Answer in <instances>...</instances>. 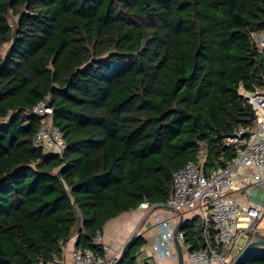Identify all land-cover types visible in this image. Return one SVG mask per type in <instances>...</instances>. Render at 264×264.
I'll list each match as a JSON object with an SVG mask.
<instances>
[{
  "label": "trees",
  "instance_id": "16d2710c",
  "mask_svg": "<svg viewBox=\"0 0 264 264\" xmlns=\"http://www.w3.org/2000/svg\"><path fill=\"white\" fill-rule=\"evenodd\" d=\"M259 32L264 0H0V264H50L74 238L103 254L110 220L166 204L189 162L234 157L226 137L253 127L239 89H264ZM47 96L63 154L36 145ZM182 232L205 247L200 216ZM146 243L115 264H156Z\"/></svg>",
  "mask_w": 264,
  "mask_h": 264
},
{
  "label": "built area",
  "instance_id": "2783aa9c",
  "mask_svg": "<svg viewBox=\"0 0 264 264\" xmlns=\"http://www.w3.org/2000/svg\"><path fill=\"white\" fill-rule=\"evenodd\" d=\"M257 47L264 50V32L254 33ZM240 95L248 100L255 119L253 127L241 128L225 139L232 146L235 156L224 160L220 167L204 171V162H189L173 176V192L164 205L144 201L138 209L146 214L159 208H168L184 217V212L198 211L204 220L205 247L192 249L185 243L184 233L177 238L184 248L185 259L190 264H232L234 248L243 232L261 231L258 224L264 219V89L247 91L242 86ZM40 118L36 134V145L46 153L63 154L66 143L62 131L54 124L52 98L47 96L32 110ZM159 236L154 250L170 255L168 243L174 241L175 225L168 219L156 217ZM183 223V224H184ZM178 224V222H177ZM211 229L215 233V244L211 242ZM95 242L104 248L99 254L92 249H74L73 264H115L121 250H110L98 233ZM177 257V255H176ZM50 264H69L64 259H55Z\"/></svg>",
  "mask_w": 264,
  "mask_h": 264
},
{
  "label": "crops",
  "instance_id": "0c3cea01",
  "mask_svg": "<svg viewBox=\"0 0 264 264\" xmlns=\"http://www.w3.org/2000/svg\"><path fill=\"white\" fill-rule=\"evenodd\" d=\"M168 219L175 226L180 220L177 212L171 211L168 208H159L154 213L146 214L145 210L136 209L134 211L125 212L118 217L110 220L104 227L102 239L104 245L110 250H122L124 245L135 236H142L146 241V245L139 252L140 260L149 259L156 264H178L177 250L175 242L168 243L170 255L166 256L162 252L154 250V245L157 243L159 230L156 217ZM186 220H190L196 216H200L198 211L184 212ZM264 230V228L262 229ZM76 239L74 238L65 248L63 258L69 264H73L72 255L75 249ZM183 248V247H182ZM184 250V248H183ZM185 253V251H184ZM186 264H190L186 261Z\"/></svg>",
  "mask_w": 264,
  "mask_h": 264
},
{
  "label": "water",
  "instance_id": "95a60500",
  "mask_svg": "<svg viewBox=\"0 0 264 264\" xmlns=\"http://www.w3.org/2000/svg\"><path fill=\"white\" fill-rule=\"evenodd\" d=\"M254 119H255V116L252 113L250 121H253ZM183 221H184V217L181 216L180 220L178 221V224L175 226V229H174V242H175L176 250H177V263L178 264H186V259H185L183 248H182V246H181V244H180V242H179V240L177 238L178 233L182 231L183 223H184ZM246 234L249 237V241L244 246V248L238 253V255L235 257V260H234V262L232 264H240L242 259L250 251H253L255 249L264 248V232H261V231H255V232L248 231V232H246ZM132 239H130L124 245V247L122 248L120 259L122 258V255L126 251V249L129 246V244L132 242Z\"/></svg>",
  "mask_w": 264,
  "mask_h": 264
},
{
  "label": "rangeland",
  "instance_id": "374dc122",
  "mask_svg": "<svg viewBox=\"0 0 264 264\" xmlns=\"http://www.w3.org/2000/svg\"><path fill=\"white\" fill-rule=\"evenodd\" d=\"M202 222H204L203 217L200 216ZM264 228V219L258 224V229H263ZM249 241V237L247 236L246 232L241 233L236 246L234 248V253L237 256L238 253L244 248V246L247 244ZM66 252V251H64Z\"/></svg>",
  "mask_w": 264,
  "mask_h": 264
}]
</instances>
